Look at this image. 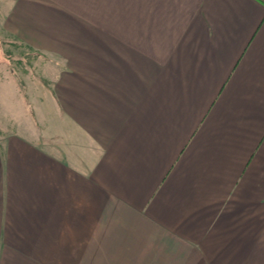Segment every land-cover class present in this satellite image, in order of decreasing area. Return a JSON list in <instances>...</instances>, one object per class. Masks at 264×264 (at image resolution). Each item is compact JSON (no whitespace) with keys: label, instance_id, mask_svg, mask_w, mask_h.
<instances>
[{"label":"crops","instance_id":"crops-1","mask_svg":"<svg viewBox=\"0 0 264 264\" xmlns=\"http://www.w3.org/2000/svg\"><path fill=\"white\" fill-rule=\"evenodd\" d=\"M101 20H44L25 94L0 66V264H264V0Z\"/></svg>","mask_w":264,"mask_h":264},{"label":"rangeland","instance_id":"rangeland-1","mask_svg":"<svg viewBox=\"0 0 264 264\" xmlns=\"http://www.w3.org/2000/svg\"><path fill=\"white\" fill-rule=\"evenodd\" d=\"M121 1L124 0H0V66L15 72L16 82L24 94L37 79L50 81L58 63L66 65L67 57L58 52L63 46L58 42L45 44L50 49L45 50L47 55L42 53L43 44L37 38L42 22L49 19L48 31L53 32L57 25L62 27L67 22L94 24V19H103L105 3L116 5ZM87 33L80 31L82 35ZM63 40L71 41L68 37ZM1 87L6 90L2 92L4 96L9 95L8 82H2ZM16 100L11 103L13 108Z\"/></svg>","mask_w":264,"mask_h":264}]
</instances>
